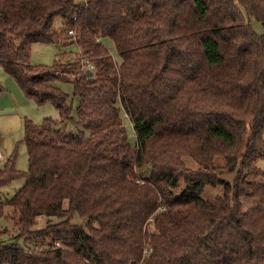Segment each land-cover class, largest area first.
I'll use <instances>...</instances> for the list:
<instances>
[{"label":"trees","instance_id":"16d2710c","mask_svg":"<svg viewBox=\"0 0 264 264\" xmlns=\"http://www.w3.org/2000/svg\"><path fill=\"white\" fill-rule=\"evenodd\" d=\"M252 21L264 28V0H0L1 68L61 115L26 119L29 170L14 155L0 171V190L26 181L0 202L15 229L0 231V264H264V34ZM38 43L78 56L34 66ZM59 80L75 86L76 118Z\"/></svg>","mask_w":264,"mask_h":264},{"label":"rangeland","instance_id":"374dc122","mask_svg":"<svg viewBox=\"0 0 264 264\" xmlns=\"http://www.w3.org/2000/svg\"><path fill=\"white\" fill-rule=\"evenodd\" d=\"M55 27L58 30L63 28V21L61 18L56 19ZM252 27L254 31L258 35L264 34V28L262 24L256 21H252ZM106 47L108 48L110 54L113 58L120 62L119 55L117 53L116 47L112 40L105 39L104 41ZM79 48L76 44H70L69 46H64L63 44H44L38 43L34 44L30 50V64L34 66H44V67H52L61 57L63 62H68L71 58H75L78 56ZM64 55V56H63ZM68 76L66 74H62ZM69 79V78H68ZM67 80V79H66ZM0 84L5 88L11 91L12 85H16V82L8 76L0 66ZM55 86L59 88L63 93L68 95L69 102L73 106V116L76 118L77 106L79 104V100L74 97L75 86L73 83L68 81L59 80L55 83ZM35 105V104H34ZM34 112H29L27 118L32 120L36 124H41L45 118H51L55 122L60 123L61 115L60 113L50 104L44 106H35ZM9 117H0V147L3 149L5 155L10 154V156H14L17 162V170L21 173H27L29 170V162H28V151L26 144L24 142L25 130L24 123L25 120L14 122L16 117L11 118L12 121L9 122ZM123 125L127 131L128 141L132 147L136 146L137 138L136 133L134 131L133 125L127 115L124 113L122 115ZM17 124V125H16ZM70 130L77 133V126H70ZM7 152V153H6ZM0 163V170L4 169V166ZM260 167L264 169V161L260 162ZM26 181L24 178L18 179L12 182L7 187H4L0 190V202H7L11 200L14 195L25 185ZM209 193L218 191H211ZM14 229L13 223H8L5 220H0V231L5 228ZM152 228V226H151ZM15 231H13L14 233ZM16 234V233H15Z\"/></svg>","mask_w":264,"mask_h":264},{"label":"crops","instance_id":"0c3cea01","mask_svg":"<svg viewBox=\"0 0 264 264\" xmlns=\"http://www.w3.org/2000/svg\"><path fill=\"white\" fill-rule=\"evenodd\" d=\"M8 89H6V92L0 94V117H9V122L12 121L11 118L14 119V117L17 118L14 119V122H22L23 120L29 119L27 118L28 113L34 112L36 104L33 101L25 98L24 94L17 84L14 86L12 85V87L10 88L11 91ZM2 151L3 149H1L0 147V163H2L1 165H3L5 168L11 156L10 154L5 155L3 153L5 151Z\"/></svg>","mask_w":264,"mask_h":264},{"label":"built area","instance_id":"2783aa9c","mask_svg":"<svg viewBox=\"0 0 264 264\" xmlns=\"http://www.w3.org/2000/svg\"><path fill=\"white\" fill-rule=\"evenodd\" d=\"M70 34H71V35H74V33H73L72 31H70ZM85 64H86V65H85V68H86L87 70H91V71H93V70L95 69L94 65L91 64L90 62H86ZM145 253H148V250H147Z\"/></svg>","mask_w":264,"mask_h":264},{"label":"water","instance_id":"95a60500","mask_svg":"<svg viewBox=\"0 0 264 264\" xmlns=\"http://www.w3.org/2000/svg\"><path fill=\"white\" fill-rule=\"evenodd\" d=\"M2 32L0 31V36H1ZM87 74L89 77L93 76V72L91 70H87Z\"/></svg>","mask_w":264,"mask_h":264}]
</instances>
